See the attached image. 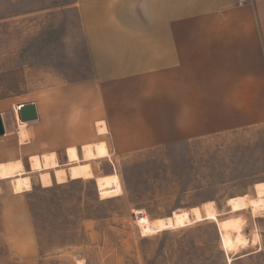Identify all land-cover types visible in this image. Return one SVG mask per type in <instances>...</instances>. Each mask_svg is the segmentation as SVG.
Wrapping results in <instances>:
<instances>
[{"label": "rangeland", "instance_id": "374dc122", "mask_svg": "<svg viewBox=\"0 0 264 264\" xmlns=\"http://www.w3.org/2000/svg\"><path fill=\"white\" fill-rule=\"evenodd\" d=\"M73 1L0 0V162L24 169L23 160L31 181L15 192L12 178L0 179V264H264V217L253 220L264 212L241 211L251 227L228 205L231 197H255L264 182V125L117 159L68 164L63 149L59 167L32 169L41 166L37 155L30 170L29 155L47 149L18 124L15 105L90 73ZM209 201L218 220L141 234L142 221L195 206L207 214ZM234 222L257 242L224 249L220 229Z\"/></svg>", "mask_w": 264, "mask_h": 264}, {"label": "crops", "instance_id": "0c3cea01", "mask_svg": "<svg viewBox=\"0 0 264 264\" xmlns=\"http://www.w3.org/2000/svg\"><path fill=\"white\" fill-rule=\"evenodd\" d=\"M71 7L89 75L25 100L37 104L35 121H21L15 105L18 124L45 153L75 146L82 156L85 144L105 141L117 159L264 125V0H74ZM43 154H30L29 165ZM234 218L252 222L241 211Z\"/></svg>", "mask_w": 264, "mask_h": 264}, {"label": "bare ground", "instance_id": "6f19581e", "mask_svg": "<svg viewBox=\"0 0 264 264\" xmlns=\"http://www.w3.org/2000/svg\"><path fill=\"white\" fill-rule=\"evenodd\" d=\"M21 120V119H20ZM100 129V132H103ZM68 156V164L78 163L82 161L95 160L104 158L109 155L108 147L105 141L85 144L82 147V155L80 156L77 147L71 146L66 150ZM41 166L36 170L42 171L60 166L59 159L55 153H46L40 156ZM21 163V162H20ZM30 173V172H29ZM29 176V175H28ZM24 175V169L19 162H10L0 165V179H13V187L15 192H23L31 186L30 177ZM256 196L251 197L248 194L231 197L228 205L231 212H239L244 209H250L254 215L264 212V182L255 184ZM207 212L203 213L200 206H195L189 210L174 211L171 215L157 218L155 220H146L139 223V228L143 236H148L159 231L171 228L184 227L193 221L204 219L218 220L219 212L216 204L209 201L204 204ZM242 225L234 222L231 227L222 228L221 243L227 251H236L240 247H248V244L257 242L258 235L249 239L242 232Z\"/></svg>", "mask_w": 264, "mask_h": 264}, {"label": "water", "instance_id": "95a60500", "mask_svg": "<svg viewBox=\"0 0 264 264\" xmlns=\"http://www.w3.org/2000/svg\"><path fill=\"white\" fill-rule=\"evenodd\" d=\"M19 117L23 122H32L39 118L37 104L34 101L19 104ZM6 133V127L2 114L0 113V137Z\"/></svg>", "mask_w": 264, "mask_h": 264}, {"label": "built area", "instance_id": "2783aa9c", "mask_svg": "<svg viewBox=\"0 0 264 264\" xmlns=\"http://www.w3.org/2000/svg\"><path fill=\"white\" fill-rule=\"evenodd\" d=\"M247 1H249V0H239V2H247Z\"/></svg>", "mask_w": 264, "mask_h": 264}]
</instances>
